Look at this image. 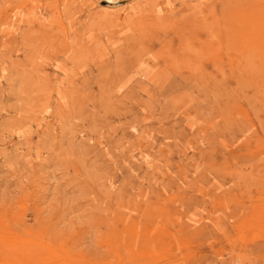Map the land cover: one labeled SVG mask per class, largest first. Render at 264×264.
<instances>
[{
	"label": "rangeland",
	"instance_id": "obj_1",
	"mask_svg": "<svg viewBox=\"0 0 264 264\" xmlns=\"http://www.w3.org/2000/svg\"><path fill=\"white\" fill-rule=\"evenodd\" d=\"M0 264H264V0H0Z\"/></svg>",
	"mask_w": 264,
	"mask_h": 264
},
{
	"label": "bare ground",
	"instance_id": "obj_2",
	"mask_svg": "<svg viewBox=\"0 0 264 264\" xmlns=\"http://www.w3.org/2000/svg\"><path fill=\"white\" fill-rule=\"evenodd\" d=\"M4 258V257H3Z\"/></svg>",
	"mask_w": 264,
	"mask_h": 264
}]
</instances>
